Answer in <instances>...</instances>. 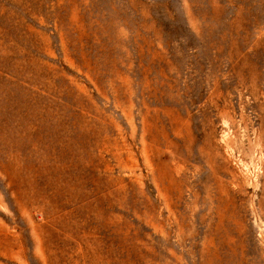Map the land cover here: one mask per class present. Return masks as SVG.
I'll return each mask as SVG.
<instances>
[{
  "label": "rangeland",
  "instance_id": "obj_1",
  "mask_svg": "<svg viewBox=\"0 0 264 264\" xmlns=\"http://www.w3.org/2000/svg\"><path fill=\"white\" fill-rule=\"evenodd\" d=\"M0 264H264V0H0Z\"/></svg>",
  "mask_w": 264,
  "mask_h": 264
}]
</instances>
